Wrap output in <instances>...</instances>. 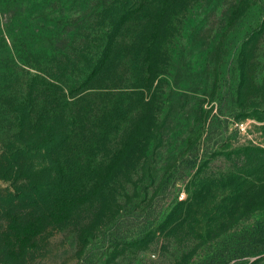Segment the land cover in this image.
I'll return each mask as SVG.
<instances>
[{"label":"rangeland","instance_id":"rangeland-1","mask_svg":"<svg viewBox=\"0 0 264 264\" xmlns=\"http://www.w3.org/2000/svg\"><path fill=\"white\" fill-rule=\"evenodd\" d=\"M134 1L0 0V264H264V0Z\"/></svg>","mask_w":264,"mask_h":264},{"label":"trees","instance_id":"trees-1","mask_svg":"<svg viewBox=\"0 0 264 264\" xmlns=\"http://www.w3.org/2000/svg\"><path fill=\"white\" fill-rule=\"evenodd\" d=\"M119 3V7L116 8L114 7V10L112 12V14L110 15L111 17L109 18L108 24L105 28L104 31V41L102 43V46L100 47V52L99 55L97 56L96 60L94 61V63L90 66V70L87 74V76L85 77V80H88L90 78H92L94 75H96L99 72V69L107 62V60L109 59V55L112 49V44H114V41L118 35L119 32V28L120 26L131 16V14L133 13V10L130 9V7H128L127 5L132 6L133 4L136 3V1L133 2V0H117ZM133 3V4H132ZM142 3H144V1H142ZM128 7V8H127ZM163 14L158 15V20L154 23H152V26L154 24V29L161 32L162 28H163ZM149 26V25H148ZM151 30L149 32V34L151 35ZM159 32H153L152 34V38L149 39V37H145L143 40V50L145 55H147L148 57V52H149V48L152 44V42H159L160 39L156 38V34H159ZM30 87L32 86V84L29 85ZM30 91L27 92V94H25L24 96L21 97V100L18 99L19 102L16 103V108L17 111L16 112V116H15V120H18V125L20 127H23L25 125V120L27 124H31L34 120H36L35 117L32 116V113L30 115V110L26 109L25 107V99L30 97ZM54 122H58L57 119H53L51 121V123ZM59 124H61L60 122H58V125L54 128H50V126H48V129L46 131V133L49 135H53V137H55L56 132H61V128L59 127ZM55 130V131H54ZM62 133V132H61ZM46 135V139L43 138V144L42 146L44 147L45 144H48V140H50V138ZM57 140H60L62 135H57ZM52 141V139L50 140ZM45 183V182H44ZM42 182L40 183H36L34 184L35 187H47V185H45ZM46 190H44L43 193H45ZM47 193V192H46ZM48 194V193H47Z\"/></svg>","mask_w":264,"mask_h":264}]
</instances>
